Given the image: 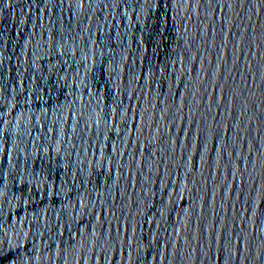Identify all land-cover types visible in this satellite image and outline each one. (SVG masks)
<instances>
[{"label": "water", "instance_id": "95a60500", "mask_svg": "<svg viewBox=\"0 0 264 264\" xmlns=\"http://www.w3.org/2000/svg\"><path fill=\"white\" fill-rule=\"evenodd\" d=\"M0 264H264V0H0Z\"/></svg>", "mask_w": 264, "mask_h": 264}]
</instances>
